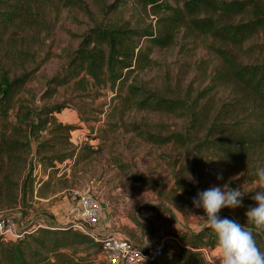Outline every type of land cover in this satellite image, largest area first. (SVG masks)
Masks as SVG:
<instances>
[{"label": "trees", "instance_id": "obj_1", "mask_svg": "<svg viewBox=\"0 0 264 264\" xmlns=\"http://www.w3.org/2000/svg\"><path fill=\"white\" fill-rule=\"evenodd\" d=\"M90 1L102 20L95 16ZM182 1L183 6L174 7L168 0H138L148 15L162 16L155 24L133 25L130 21L110 22L108 16L119 5L107 0H56V4L55 0H0V44L16 66L25 50L21 42L10 38L9 31L13 34L44 26L40 5L51 3L86 16L92 27L79 37L78 47L68 52L63 73L52 80L56 87L75 80L77 89L86 91L89 84L119 89L136 71H144L154 63L151 54L155 47H170L182 30L189 37L209 38L207 47L219 64L210 74L211 84L195 98L180 94L167 97L136 79L127 86L125 95L118 92L114 98L125 110L186 118L190 131L163 136L138 123L123 121L115 126L135 132L152 144L173 142L195 155V161L199 155L212 153L233 163L264 168V0ZM73 17L81 22L76 14ZM30 76L27 70L11 76L0 65V198L6 187L11 201L34 189L31 158L44 168H55L56 162H64L75 153L67 146L77 126L61 122L57 116L65 109L64 104L39 105L28 100L24 105L22 100L11 112L13 99ZM215 88L227 93L220 104L212 95ZM45 133L51 137L44 139ZM252 174L251 182L257 180L255 172ZM252 195H244L239 207L254 205ZM219 215L253 228L256 245L264 252V229H255L243 214L224 211ZM167 235L177 243L164 244L162 256L152 264H209L204 250L217 248L216 236L208 226L197 232L177 229ZM77 245L90 246L101 253L99 242L71 225L37 228L14 240L0 237V264H52L50 255L67 257L62 249Z\"/></svg>", "mask_w": 264, "mask_h": 264}, {"label": "rangeland", "instance_id": "obj_2", "mask_svg": "<svg viewBox=\"0 0 264 264\" xmlns=\"http://www.w3.org/2000/svg\"><path fill=\"white\" fill-rule=\"evenodd\" d=\"M107 1L119 5L118 10L108 16L110 22L130 21L133 25H148L155 24L162 16L148 15L138 0ZM168 3L174 7L183 6L182 0H168ZM90 4L98 20H102L91 1ZM58 6L51 3L39 6L44 26H32L25 29L26 32L13 34L9 31L10 38L22 43L25 53L15 66L0 44V65L11 76L21 70L31 73L13 99L11 112L22 100L24 105H28L29 101L39 105H65L57 116L61 122L77 126L71 132V144L67 146V150L75 153L64 162H56L55 168H44L38 160L31 158L34 189L27 191L25 196L17 195L18 191H15L14 197H17L11 201L8 200L6 187H3L5 195L0 198V218L14 219L22 231L34 223L62 227L64 225L60 223L71 221L67 206L71 208L77 204L74 192H87L96 196L102 205L108 206L115 234H127V238L139 245L160 242L172 245L177 241L167 235L171 231L197 232L207 226L203 209L192 204V198L198 191L225 182L231 188L242 187L244 190L257 185L258 180L250 181L254 176L252 172L258 168L256 164L240 165L212 153L199 155L195 161V155L173 142L152 144L135 132L115 126L123 121L138 123L143 129L163 136L170 132L190 131L186 118L134 108L125 110L114 98L118 92L125 95L133 79L144 82L148 88L167 97L180 94L189 99L195 98L211 84L210 74L219 64L217 56L207 47L211 39L189 37L186 30H182L170 47L153 49L151 58L154 63L151 66L144 71H136L116 90L89 84L86 91H82L77 89L75 80L66 86L56 87L52 80L63 73L69 61L68 52L78 47L79 37L92 27L86 16ZM75 14L81 22L74 19ZM212 95L220 104L227 93L215 88ZM50 137L51 134L45 133L43 138ZM218 173H222V180L216 179ZM190 174L195 182L187 179ZM249 194H255V190L245 195ZM248 207L223 208L220 213L236 212L243 214L248 221L245 215ZM45 221L51 225H46ZM62 251L67 257L50 255L52 264H110L98 249L90 246L77 245ZM217 255V248L212 253L210 251L211 259L215 260ZM216 264H219L218 260Z\"/></svg>", "mask_w": 264, "mask_h": 264}, {"label": "clouds", "instance_id": "obj_3", "mask_svg": "<svg viewBox=\"0 0 264 264\" xmlns=\"http://www.w3.org/2000/svg\"><path fill=\"white\" fill-rule=\"evenodd\" d=\"M255 176L258 183L254 188L247 190L242 187L231 188L225 182L223 185H213L206 190L198 191L192 198L193 206L203 209L207 226L216 236L218 255L214 264L217 260L219 264H264V252L256 245L253 228L243 226L236 219L219 215L223 208L241 206L244 195L255 190V194L250 197L255 206H249L245 215L255 229H264V168H257ZM186 177L189 181L195 182L191 174ZM216 179L222 180V173H218Z\"/></svg>", "mask_w": 264, "mask_h": 264}, {"label": "built area", "instance_id": "obj_4", "mask_svg": "<svg viewBox=\"0 0 264 264\" xmlns=\"http://www.w3.org/2000/svg\"><path fill=\"white\" fill-rule=\"evenodd\" d=\"M77 204L70 211V224L82 232L92 236L101 244V255L110 264H152L158 261L163 254L164 242L145 243L139 245L124 235L109 233L97 236L93 228L98 226L101 220L103 205L99 199L90 193L74 192ZM47 227L34 223L32 230L27 228L22 231L12 218H0V237L8 240L22 238L25 234L37 229ZM177 241V239H175ZM208 257V263L214 264L210 258L209 250H204Z\"/></svg>", "mask_w": 264, "mask_h": 264}, {"label": "crops", "instance_id": "obj_5", "mask_svg": "<svg viewBox=\"0 0 264 264\" xmlns=\"http://www.w3.org/2000/svg\"><path fill=\"white\" fill-rule=\"evenodd\" d=\"M68 209H69V217H70V211L73 209V206L70 208V206H67ZM68 217V213L66 214V221H68L69 219ZM111 219H112V214L110 213L109 211V208L107 205H103V212H102V216H101V220H100V223L98 224V226H96L95 228H93V233H95V235L97 236H104V234H109V233H114L113 232V228H112V223H111ZM47 224L46 225H51V223L49 221H45ZM61 225H70V222H65V223H60ZM27 229L30 231L32 230V226L31 225H27ZM116 234H119V235H124V236H127V234H121V233H116ZM212 253V251H211Z\"/></svg>", "mask_w": 264, "mask_h": 264}]
</instances>
